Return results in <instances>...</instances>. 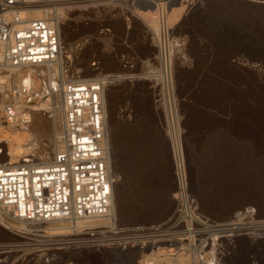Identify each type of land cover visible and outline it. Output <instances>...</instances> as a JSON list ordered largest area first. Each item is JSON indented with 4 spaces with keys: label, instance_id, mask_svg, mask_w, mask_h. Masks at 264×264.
Segmentation results:
<instances>
[{
    "label": "rangeland",
    "instance_id": "374dc122",
    "mask_svg": "<svg viewBox=\"0 0 264 264\" xmlns=\"http://www.w3.org/2000/svg\"><path fill=\"white\" fill-rule=\"evenodd\" d=\"M157 2L169 16L161 36L162 53L155 33L163 15L147 0L58 8L64 10L60 21L63 44L68 48L84 44L73 62L81 78L98 73L119 76L104 92L116 220L122 225L153 224L171 217L176 207L174 167L180 161L190 198L216 223L212 227L220 234L216 235L218 246L232 251L216 259L221 264H248L253 257L257 264H264V238L260 236L264 232V183L242 175L247 167L264 166V9L238 0ZM105 28L110 30L108 35ZM92 61L99 62L98 72L91 67ZM54 100H48L47 108L42 101L31 112L49 117ZM46 119L39 134L31 125L17 132L20 139L25 137L22 157L48 155L52 159V152L60 150L61 131L56 136L52 120ZM12 129L6 130L8 135ZM4 153L7 150L0 158ZM239 202L246 205L228 213ZM246 211L252 212V219L235 220ZM240 228L257 235L256 239L229 232ZM1 233L0 241H18ZM75 235L72 232L68 239H83ZM71 250L55 263L133 264L134 251ZM162 253L168 251L156 254Z\"/></svg>",
    "mask_w": 264,
    "mask_h": 264
},
{
    "label": "built area",
    "instance_id": "2783aa9c",
    "mask_svg": "<svg viewBox=\"0 0 264 264\" xmlns=\"http://www.w3.org/2000/svg\"><path fill=\"white\" fill-rule=\"evenodd\" d=\"M112 1L0 0V89L4 90L0 128H27L32 108L56 96L63 115L62 147L49 164L0 165V211L20 223V229L12 230L5 220L0 222V230L18 240L0 241V264L9 260L10 264H56L60 255L78 247L118 252L151 247L146 255L166 250L174 254L199 252L195 264H221L216 256L232 252L218 246L216 235L220 234L212 227L216 223L198 210L188 194L182 169L176 165V207L166 221L122 225L113 214L104 92L119 76L98 73L81 78L73 62L84 44L68 48L61 40L59 22L25 17L35 8L54 15L63 5L96 8ZM103 31L110 33L108 28ZM91 67L98 72L99 62L92 61ZM9 70L19 71L21 78L14 80ZM54 221L67 222L69 231L80 232L75 236L83 239L71 242L67 236L59 237L49 228ZM205 248L210 252L205 253ZM248 264L257 262L250 257Z\"/></svg>",
    "mask_w": 264,
    "mask_h": 264
},
{
    "label": "bare ground",
    "instance_id": "6f19581e",
    "mask_svg": "<svg viewBox=\"0 0 264 264\" xmlns=\"http://www.w3.org/2000/svg\"><path fill=\"white\" fill-rule=\"evenodd\" d=\"M241 3H246L248 5L257 7V8H263L264 9V1H252V0H238ZM147 2L150 4L151 7H153L154 9L158 10V12L161 14V16L163 15V18L161 17V21L160 24H158L157 26H159V28L157 27L158 30H156L157 32L155 33V35L157 36V42H158V46L160 48L161 53L163 52V47H162V41H161V36L163 35V30L165 31L166 28L168 27L169 21H168V17L167 13L165 11V9L162 7L161 8V4H159L157 2V0H147ZM169 3V2H168ZM170 4V3H169ZM166 5L163 4V6ZM161 8V9H159ZM51 12L44 11L40 8H35L32 11H30L29 13H27L26 15L28 16L29 19H47V20H51L54 19L55 21L59 22L62 21L63 19V13L64 10L63 9H57L56 10V14H50ZM165 15V16H164ZM52 16V18H51ZM160 18V17H159ZM155 22V21H154ZM157 23H159V20L156 21ZM165 33V32H164ZM155 37V36H154ZM156 39V37H155ZM1 50V47H0ZM170 65V60H168L166 62V66ZM9 75H13V79L14 80H19L21 78V73H19V71L17 70H9ZM31 72V71H30ZM3 91L2 89H0V93H1V97H0V102H2L4 100L3 98ZM55 105L51 111V115L49 117H45V115L43 114H37L34 112H31V122L30 125L35 127V130H38L37 133L39 134L40 128L42 126L43 122V118H47L46 120H52V126L54 128V133L57 136L58 133L61 131L62 134V121H63V115H62V111H61V107H60V103H59V98L56 96L55 97ZM48 101H46L43 105L45 108L48 107ZM41 105V106H43ZM51 107V106H50ZM34 110V109H32ZM49 110V109H48ZM37 112V110H36ZM50 112V111H49ZM45 124V123H44ZM47 124V123H46ZM107 125V141H108V150H109V155H110V145H109V137H108V124L106 122ZM44 126V125H43ZM42 126V127H43ZM10 126L7 127H1L0 128V142H3V139L5 140L4 144H0V147L4 150H7L8 153H4L1 158H0V165L4 166V167H14L15 165H20L23 163H34V162H40V164H49L51 162V158L48 155H43V156H36V155H24L23 157L21 156L22 154L25 153L24 148H22L21 145V141H23L24 138L20 139L17 136V132L20 130H23V128H19L18 126H12L14 129H12V131H9V135H8V131H6ZM18 127V128H17ZM118 127V126H117ZM116 127V128H117ZM17 128V129H16ZM120 127H118L119 129ZM115 129V128H114ZM117 131V130H116ZM112 131H110L111 133ZM118 132V131H117ZM61 134H60V138H59V144H60V148L62 147V142H61ZM4 137V138H3ZM179 137V136H178ZM57 139V138H56ZM172 141V140H171ZM174 141V140H173ZM178 142V141H177ZM172 145V144H171ZM1 151V152H2ZM7 154V155H5ZM53 152H52V156H53ZM5 158L9 159V162H3V159L5 160ZM3 163V164H1ZM111 163V162H110ZM181 163L180 161H177L176 166H179L181 168V166L179 164ZM113 171V168H112ZM183 176V175H182ZM111 178L113 179V173H111ZM182 185H184V182L182 181ZM185 187V186H184ZM115 187H114V179H113V206H112V211L113 214L115 215L116 213V205H115ZM173 202L170 201V205ZM161 209V208H160ZM163 208L160 211V214H162ZM252 212L250 211H246L243 212L241 214H237L235 220H238L240 218H242L243 216L245 217H249L250 219H252ZM157 214V213H156ZM258 216V215H257ZM264 216V215H262ZM260 218V216H259ZM2 220H5L7 223L6 224H10L11 225V229L15 230V229H20V223L16 222V221H12L9 218H6L5 216H3V214L0 211V222ZM104 222H97L96 225H100ZM79 226L81 225V227H83L82 223L78 224ZM234 226V225H231ZM50 230L56 232L57 235H59V237H64L67 236L69 237V234H71L72 232L75 234H80V232L78 231H69L70 230V226L67 222L64 221H54L53 223H51L49 225ZM7 233L5 231L0 230V233ZM231 233H239L238 235L234 236V237H240V236H246L247 239H251V238H255L257 235H253V234H249L248 233V229L242 230L240 229H236L233 231H229ZM1 233V234H2ZM262 235L261 238H264V232L261 233ZM6 235H10L8 237H11L13 240L17 239V237H15L14 235H11L9 233H7ZM74 235V234H72ZM7 237V236H6ZM7 237V238H8ZM228 237V236H227ZM149 250H152L151 247L148 248H136V249H131L125 252H132V257L131 260L133 262V264H183V263H187V262H192L191 264H195L197 262V257L193 256V255H187L186 253H172L171 251H168V253H162V254H150V255H146L145 253L148 252ZM73 251V250H72ZM102 252H116V253H125V252H118V251H110V250H103ZM72 254L77 255V252H72ZM140 255H142V260L135 262L136 259H138L140 257Z\"/></svg>",
    "mask_w": 264,
    "mask_h": 264
},
{
    "label": "water",
    "instance_id": "95a60500",
    "mask_svg": "<svg viewBox=\"0 0 264 264\" xmlns=\"http://www.w3.org/2000/svg\"><path fill=\"white\" fill-rule=\"evenodd\" d=\"M235 175H237L239 172L237 169H234ZM242 175L246 178H248V180H253V179H259L260 181H262V183H264V166H250L247 167ZM246 205V203L244 202H239L236 204L231 205L228 208V213H231L239 208H241L242 206ZM255 209L256 207L253 206Z\"/></svg>",
    "mask_w": 264,
    "mask_h": 264
}]
</instances>
